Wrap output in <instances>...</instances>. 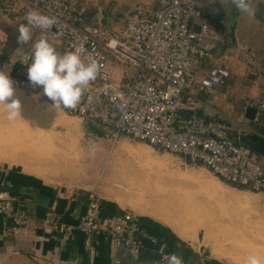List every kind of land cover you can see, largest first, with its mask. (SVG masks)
<instances>
[{
  "label": "built area",
  "instance_id": "obj_1",
  "mask_svg": "<svg viewBox=\"0 0 264 264\" xmlns=\"http://www.w3.org/2000/svg\"><path fill=\"white\" fill-rule=\"evenodd\" d=\"M202 1L160 0L161 8L151 17L129 13L122 32L89 24L83 0H31L27 12L55 18L51 40L66 51L82 47V58H94L101 66L77 108L62 111L101 124L115 140L127 136L143 141L157 151L202 164L236 188L264 193V163L243 143L250 122L246 111L254 110L253 120L264 116V82L244 99L235 120L206 119L196 113L198 95L213 92L227 76L222 68L210 65L222 34L202 9ZM30 54L13 52L7 68L0 71L10 76L14 86L52 103L41 87L30 86L27 74L20 70L27 68L21 57ZM100 200L97 188L89 190L78 222H64L57 212L49 210L41 226L67 236L76 232L106 235L115 246L139 256L144 248L140 214L125 210L101 217ZM0 215L10 219L14 236L31 226L30 214L18 207L8 192H0ZM149 238L158 241L154 236ZM159 252L167 255L165 244L159 245Z\"/></svg>",
  "mask_w": 264,
  "mask_h": 264
},
{
  "label": "rangeland",
  "instance_id": "obj_2",
  "mask_svg": "<svg viewBox=\"0 0 264 264\" xmlns=\"http://www.w3.org/2000/svg\"><path fill=\"white\" fill-rule=\"evenodd\" d=\"M8 1L0 0V23L8 22L6 25L12 31L7 47L1 51L6 54L22 47L16 37L18 27L27 23L26 8L31 0ZM83 1L88 6L89 24L102 26L108 32H122L129 13H149L151 6L156 8L153 0ZM262 1L254 0L256 15L253 19L238 13L241 20L232 32V74L229 79L226 76L232 88L224 87V90L232 92L225 102L231 104L233 110H239L244 99L255 94L264 82ZM203 3L212 4L205 0ZM232 7L235 6L232 4ZM102 11L107 18L101 25L98 16ZM37 31L46 35L43 29L37 28ZM210 64L213 63L210 61ZM14 88L15 97L21 101V117L15 121L7 120V113L0 106L1 161L31 165L45 173L65 177L73 171L75 164L79 166L90 158L83 154L86 146L115 144L114 150L110 147L114 152L111 160L120 176L125 177V185L131 194L141 204H150L156 214L164 215L165 221L181 234L193 237L194 245L204 242L206 252H213L232 264H244L249 255H255L254 250L264 251V193L230 186L202 164L157 151L143 141L127 136L115 140L110 131H106L107 137L100 138L85 130L84 120L66 114L61 108L54 109L52 103L40 100L36 94L26 93L18 86ZM54 112L60 113L63 121H59ZM67 122L74 127L69 128ZM71 177H74L72 173ZM203 234L204 241L200 239Z\"/></svg>",
  "mask_w": 264,
  "mask_h": 264
},
{
  "label": "crops",
  "instance_id": "obj_3",
  "mask_svg": "<svg viewBox=\"0 0 264 264\" xmlns=\"http://www.w3.org/2000/svg\"><path fill=\"white\" fill-rule=\"evenodd\" d=\"M153 1L156 8L151 6L149 13L142 14L151 17L161 8L160 0ZM261 5L264 7L263 4ZM201 7L210 15L212 22L216 21L215 27L222 34L219 51L211 60L213 64L210 65L225 70L229 79L232 74V32L237 29V21H240L241 17L236 8L232 7L230 0H215L214 3L202 4ZM27 11L28 6L26 13ZM106 18L104 15V23ZM5 19L11 22L10 19L3 18ZM87 20H90L88 16ZM4 23H0V53L7 47L12 32L10 26L6 25L8 22ZM43 31L46 32L47 39L57 52L61 54L66 52L62 44L51 40L50 29ZM40 36L37 28H33L32 43ZM31 45V43L23 45L10 54L15 51L31 53ZM230 45L231 47H228ZM7 66L8 62H4L0 56V69H6ZM23 73L27 74V70ZM227 77H224V82L213 92L198 95L196 108L198 115L206 119L232 121L241 113L242 105L239 110H233V106L225 102L232 96V92L224 90V87L227 90L232 88V83L227 82ZM214 92L220 95L213 94ZM77 119L83 121L80 117ZM99 125L102 127L101 124ZM248 127L247 135L255 134L264 138V116L258 120H250ZM251 143L255 144V142ZM114 146L115 144L86 146L83 154L90 158L77 165L78 168L75 164L73 171L65 177L45 173L31 165L0 160V192H8L15 197L17 206L26 210L31 216V226L22 229L17 236H14L10 219L0 215V264H116V260H120V264H158L162 257L159 252L161 243L165 244V254L176 253L182 257L183 264H232L213 252H206L203 248L204 242L194 245L193 243L196 242L193 237L181 234L172 224L165 221L164 215L156 214L150 204H141L131 194L130 188L125 185V177L120 176L121 173L115 168L116 164L111 160L114 152L110 147L114 150ZM253 152L264 163V153ZM94 188H97L101 199V217L115 215L125 210H133L140 214L144 248L139 256H133L123 246H115L112 239L106 235L87 236L76 232L72 236H67L45 230L41 226L49 210L57 212L64 222L70 224L78 222L79 217L85 212L88 192ZM150 236L156 237L158 241L152 242ZM200 239L204 241V234Z\"/></svg>",
  "mask_w": 264,
  "mask_h": 264
},
{
  "label": "clouds",
  "instance_id": "obj_4",
  "mask_svg": "<svg viewBox=\"0 0 264 264\" xmlns=\"http://www.w3.org/2000/svg\"><path fill=\"white\" fill-rule=\"evenodd\" d=\"M238 13L255 18L256 8L253 0H230ZM26 24L18 27L17 41L28 45L32 40V29H51L57 24L53 17L37 11L25 15ZM83 48L66 51L63 54L49 43L42 34L31 45V54L21 57L27 65V79L33 88L41 87L43 95L51 102L54 109H76L85 90L94 82L101 71V66L94 58H82ZM30 61V63L28 62ZM0 106L7 113V120L15 121L21 117V101L15 97V88L10 76L0 71ZM158 264H183V259L176 253L162 256ZM244 264H262L257 255H249Z\"/></svg>",
  "mask_w": 264,
  "mask_h": 264
},
{
  "label": "water",
  "instance_id": "obj_5",
  "mask_svg": "<svg viewBox=\"0 0 264 264\" xmlns=\"http://www.w3.org/2000/svg\"><path fill=\"white\" fill-rule=\"evenodd\" d=\"M104 14H105V12L102 11L101 14L98 16V22L100 24H104ZM213 16H216V15H213ZM215 23H216V21H215ZM215 23H214V25L217 26V23L216 24ZM254 113H255L254 110L248 109L246 111V116L250 120H253L254 119ZM84 121H85L84 128L86 131H88V132H90V133H92L98 137H107L106 130L103 129V127H101L98 123H96L92 120H84Z\"/></svg>",
  "mask_w": 264,
  "mask_h": 264
},
{
  "label": "trees",
  "instance_id": "obj_6",
  "mask_svg": "<svg viewBox=\"0 0 264 264\" xmlns=\"http://www.w3.org/2000/svg\"><path fill=\"white\" fill-rule=\"evenodd\" d=\"M0 54H1L0 55L1 59L4 61L6 58H9L8 55L10 54V52L7 54L6 53H0ZM14 71H17V69H15ZM251 142H255V144H252ZM243 143L250 146V148L253 151H258V152L264 153V138H262V137H259L255 134H248L243 138ZM188 162H190V161L188 160ZM224 183H226V182H224ZM226 184H228V183H226ZM228 185L235 186V184H228Z\"/></svg>",
  "mask_w": 264,
  "mask_h": 264
},
{
  "label": "bare ground",
  "instance_id": "obj_7",
  "mask_svg": "<svg viewBox=\"0 0 264 264\" xmlns=\"http://www.w3.org/2000/svg\"><path fill=\"white\" fill-rule=\"evenodd\" d=\"M59 111V110H58ZM50 112V111H49ZM48 112V113H49ZM56 112V111H55ZM53 113L54 115H55V117L56 118H58L59 119V121H61L62 120V118H64V117H62L61 115H60V113ZM60 112V111H59ZM50 114V113H49ZM48 115V114H47ZM53 116V115H52ZM64 116V115H63ZM68 116V115H67ZM55 119V118H54ZM53 119V120H54ZM65 120V119H64ZM54 121H58L57 119L56 120H54ZM63 121V120H62ZM66 121V120H65ZM58 124H59V122H57ZM70 123V122H69ZM67 124V126L69 127V126H73V125H70V124ZM74 127V126H73ZM70 128V127H69ZM2 136V135H1ZM0 136V137H1ZM4 138V137H3ZM13 144V143H12ZM4 155V154H3ZM12 157V156H11ZM14 157V156H13ZM0 159H3V156H1V154H0ZM218 181V180H217ZM254 250V249H253ZM255 251V255H257L260 259H261V262H262V264H264V251L262 250V249H259V250H254ZM253 252V251H252Z\"/></svg>",
  "mask_w": 264,
  "mask_h": 264
}]
</instances>
